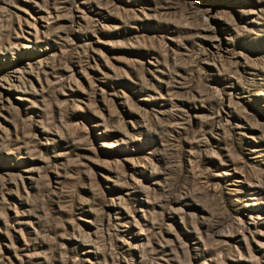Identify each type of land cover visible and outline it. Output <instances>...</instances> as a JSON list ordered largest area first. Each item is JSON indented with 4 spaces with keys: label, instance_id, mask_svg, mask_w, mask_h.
Masks as SVG:
<instances>
[{
    "label": "rangeland",
    "instance_id": "1",
    "mask_svg": "<svg viewBox=\"0 0 264 264\" xmlns=\"http://www.w3.org/2000/svg\"><path fill=\"white\" fill-rule=\"evenodd\" d=\"M0 264H264V0H0Z\"/></svg>",
    "mask_w": 264,
    "mask_h": 264
}]
</instances>
